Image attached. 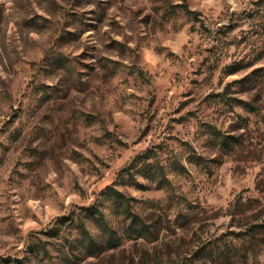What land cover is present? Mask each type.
<instances>
[{
    "label": "rangeland",
    "instance_id": "obj_1",
    "mask_svg": "<svg viewBox=\"0 0 264 264\" xmlns=\"http://www.w3.org/2000/svg\"><path fill=\"white\" fill-rule=\"evenodd\" d=\"M0 264H264V0H0Z\"/></svg>",
    "mask_w": 264,
    "mask_h": 264
},
{
    "label": "trees",
    "instance_id": "obj_2",
    "mask_svg": "<svg viewBox=\"0 0 264 264\" xmlns=\"http://www.w3.org/2000/svg\"><path fill=\"white\" fill-rule=\"evenodd\" d=\"M185 11L187 14H192L191 11H189L186 7H184ZM107 194H109V196L111 198H113L115 200V202L119 203L120 208L122 209V212L128 216L129 218H131V223L134 224H138V227H136L137 230V236H142L143 235V231L147 229V227L145 226V224L143 222H141V220H139V217H137L136 215H133L131 213V207H130V198L126 197L125 195H123L122 193H120L119 191H117L116 189H114L113 187H108L107 188ZM83 242H85V244L83 245ZM83 242H82V246L84 247V249L87 252L90 253H98L99 252V246L95 245L91 238L88 237L87 235L84 236L83 235ZM95 248V250H94ZM94 252H91V251Z\"/></svg>",
    "mask_w": 264,
    "mask_h": 264
}]
</instances>
